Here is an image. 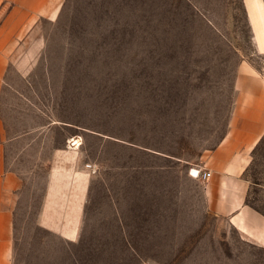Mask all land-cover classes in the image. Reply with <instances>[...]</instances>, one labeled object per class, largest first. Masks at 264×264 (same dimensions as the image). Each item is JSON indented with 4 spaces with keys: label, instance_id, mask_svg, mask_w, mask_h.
<instances>
[{
    "label": "rangeland",
    "instance_id": "rangeland-1",
    "mask_svg": "<svg viewBox=\"0 0 264 264\" xmlns=\"http://www.w3.org/2000/svg\"><path fill=\"white\" fill-rule=\"evenodd\" d=\"M19 30L0 99L14 264H264L212 236L191 174L244 69L264 81V0H64ZM246 178L264 214V138Z\"/></svg>",
    "mask_w": 264,
    "mask_h": 264
},
{
    "label": "crops",
    "instance_id": "crops-1",
    "mask_svg": "<svg viewBox=\"0 0 264 264\" xmlns=\"http://www.w3.org/2000/svg\"><path fill=\"white\" fill-rule=\"evenodd\" d=\"M63 1L0 0V99L7 83L6 53L19 37L21 24L36 17L53 19ZM242 74L235 83L236 95L225 133L198 165L199 171L209 176L195 180L201 186L205 212L213 221L212 236L226 240L234 232L240 240L264 249V214L247 202L250 184L246 178L252 152L264 138V81L247 68ZM6 134L0 108V264H14V195L21 180L3 168L5 147L10 141ZM50 194L48 190L46 197Z\"/></svg>",
    "mask_w": 264,
    "mask_h": 264
},
{
    "label": "built area",
    "instance_id": "built-area-1",
    "mask_svg": "<svg viewBox=\"0 0 264 264\" xmlns=\"http://www.w3.org/2000/svg\"><path fill=\"white\" fill-rule=\"evenodd\" d=\"M208 176H209L208 172L197 171V174L195 177H200L202 180H205Z\"/></svg>",
    "mask_w": 264,
    "mask_h": 264
},
{
    "label": "trees",
    "instance_id": "trees-1",
    "mask_svg": "<svg viewBox=\"0 0 264 264\" xmlns=\"http://www.w3.org/2000/svg\"><path fill=\"white\" fill-rule=\"evenodd\" d=\"M262 141H263V139L259 142V144L255 147V149H254L253 152H252V162H251L249 168H250L251 165L253 164L254 157H255V151L257 150V148L259 147V145L262 143ZM249 168H248V170H249ZM248 170H247V171H248ZM247 202H248V200H247ZM248 203H249V202H248Z\"/></svg>",
    "mask_w": 264,
    "mask_h": 264
},
{
    "label": "water",
    "instance_id": "water-1",
    "mask_svg": "<svg viewBox=\"0 0 264 264\" xmlns=\"http://www.w3.org/2000/svg\"><path fill=\"white\" fill-rule=\"evenodd\" d=\"M191 174L194 175V176H196L197 171H196V170H192V171H191Z\"/></svg>",
    "mask_w": 264,
    "mask_h": 264
}]
</instances>
